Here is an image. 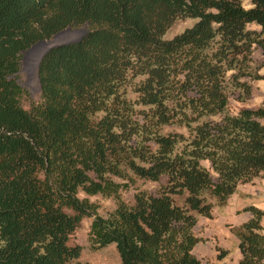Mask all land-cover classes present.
I'll list each match as a JSON object with an SVG mask.
<instances>
[{
  "label": "trees",
  "instance_id": "16d2710c",
  "mask_svg": "<svg viewBox=\"0 0 264 264\" xmlns=\"http://www.w3.org/2000/svg\"><path fill=\"white\" fill-rule=\"evenodd\" d=\"M183 19L196 22L163 39ZM67 28L86 33L43 55L24 109L22 53ZM257 50L264 0H0V264H69L83 218L119 264H211L193 254L198 218L264 178V106L229 111L262 80ZM134 179L159 186L128 205ZM81 193L116 207L101 216ZM245 211L238 264H264V212Z\"/></svg>",
  "mask_w": 264,
  "mask_h": 264
},
{
  "label": "rangeland",
  "instance_id": "374dc122",
  "mask_svg": "<svg viewBox=\"0 0 264 264\" xmlns=\"http://www.w3.org/2000/svg\"><path fill=\"white\" fill-rule=\"evenodd\" d=\"M249 0H243V4L247 6ZM196 22L194 19H183L177 20L164 34L163 39L170 40L174 36L181 34L185 29L192 27V25ZM249 29H257L253 25L248 26ZM83 28L77 29H69L70 31H76ZM55 36V35H54ZM54 36L46 41H51ZM74 39V38H73ZM72 40V39H71ZM34 49V48H33ZM31 51L26 50L22 53L21 61H20V69L17 74V82L20 87L23 89L25 95L21 98V106L29 110L30 105L39 101L40 97V85L38 81V64H39V50ZM42 55V54H41ZM252 60L254 61V65H262L264 64V56L257 50L252 55ZM259 75L262 76V80L253 82L252 86V98L247 101L245 104H240L236 101V98L233 95H230L229 101V111L233 114L237 113V111L245 106V107H259L264 106V67L260 69L258 72ZM139 79H136L137 82ZM129 97L133 99L135 97L134 94L130 93ZM166 130H177L176 128H167ZM134 183L130 185L126 190L122 189L119 192V198L125 202L126 204H132L133 196L137 192V190H146L150 193H156L159 184L151 183L144 180L134 179ZM163 183V182H162ZM81 198L86 197L84 194L79 195ZM90 202L94 203L97 206V212L101 216H106L109 212L115 209L116 202L113 198H106L100 195L97 196H89L86 197ZM228 201V200H227ZM227 205V202L226 204ZM224 206L213 207V211H221ZM202 217L198 218V221ZM92 218H83L80 222L78 228L74 231V233L69 238L70 246H80L81 253L78 259L71 261L69 264H119V257L115 250L114 244L106 246L100 249H94L91 247L88 236L89 229ZM197 221V223H198ZM195 236L197 233H194ZM197 237V236H196ZM198 238V237H197ZM200 239V238H199ZM207 241V240H206ZM219 248L212 242L203 245H198L193 254L202 262V263H210L213 260L215 252H218Z\"/></svg>",
  "mask_w": 264,
  "mask_h": 264
},
{
  "label": "crops",
  "instance_id": "0c3cea01",
  "mask_svg": "<svg viewBox=\"0 0 264 264\" xmlns=\"http://www.w3.org/2000/svg\"><path fill=\"white\" fill-rule=\"evenodd\" d=\"M262 122L264 123V119ZM247 207H254L264 212V178H254L250 183L239 185L228 199L225 208L221 211H213V209L211 218H201L198 221L193 231L197 233L196 236L200 238V242L193 251L198 245L213 242L220 250L226 251L227 255L218 261L216 257L219 252H215L213 260L210 261L211 264H238L241 256L233 230L252 217L250 212L245 211ZM260 225L264 229V217Z\"/></svg>",
  "mask_w": 264,
  "mask_h": 264
},
{
  "label": "bare ground",
  "instance_id": "6f19581e",
  "mask_svg": "<svg viewBox=\"0 0 264 264\" xmlns=\"http://www.w3.org/2000/svg\"><path fill=\"white\" fill-rule=\"evenodd\" d=\"M76 33L71 32V31H65L63 33L57 34L56 36H54V38L51 41H46L43 43L38 44L37 46L34 47V50H39L40 54L39 56H41V54H43L50 45L52 44H56V43H61V42H65V41H70L71 39L76 37Z\"/></svg>",
  "mask_w": 264,
  "mask_h": 264
},
{
  "label": "water",
  "instance_id": "95a60500",
  "mask_svg": "<svg viewBox=\"0 0 264 264\" xmlns=\"http://www.w3.org/2000/svg\"><path fill=\"white\" fill-rule=\"evenodd\" d=\"M69 29H70V28H67V29H65V30H63V31L58 32L57 34L63 33V32H65V31H70ZM71 32H74V33L77 34L76 37H75L74 39H72V40H70V41H65V42H61V43H56V44H52V45H50V46L48 47V49H47V50H46V51L40 56L39 61L42 59L43 55H44L47 51H49L51 48L57 47V46H59V45L69 44V43H77V42H79V41L81 40V38H82V37L85 35V33H86L85 29H80V30L71 31ZM57 34H55V36H56ZM43 42H45V40H43V41H39L38 43L34 44L32 47L29 48V51H31L35 46H37L38 44L43 43ZM48 42H49V41H48Z\"/></svg>",
  "mask_w": 264,
  "mask_h": 264
}]
</instances>
